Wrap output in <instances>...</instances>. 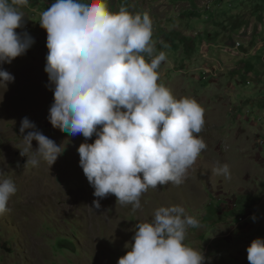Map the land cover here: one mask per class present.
<instances>
[{
  "label": "rangeland",
  "instance_id": "obj_1",
  "mask_svg": "<svg viewBox=\"0 0 264 264\" xmlns=\"http://www.w3.org/2000/svg\"><path fill=\"white\" fill-rule=\"evenodd\" d=\"M52 1L29 0L22 9L25 27L17 31H27L35 43L26 54L0 65L15 78L6 91L0 86V173L17 187L9 211L0 215V264H117L128 250L125 245L134 242L135 225L150 221L158 207L174 204L199 220V228H188L185 243L203 251L206 264H249L247 247L264 238L254 232L241 236L264 222V25L255 28L249 22L253 3L226 0L215 19L204 20L200 7L209 0H108L111 11L123 6L149 14L152 41L167 57L158 69L159 82L177 99L190 97L204 109L198 136L207 148L184 183L149 188L141 207L133 210L116 203L114 195L100 200L99 209L92 207L97 198L77 151L85 138L53 128L47 119L53 92L44 71L47 34L39 20ZM193 2L200 18L187 25L180 13ZM25 117L66 145L50 168L44 160L24 167L19 129ZM32 144L38 146L35 140ZM217 162L230 166V180L212 173ZM226 202L236 209L233 213L220 206ZM243 213L256 219L239 225Z\"/></svg>",
  "mask_w": 264,
  "mask_h": 264
},
{
  "label": "clouds",
  "instance_id": "obj_2",
  "mask_svg": "<svg viewBox=\"0 0 264 264\" xmlns=\"http://www.w3.org/2000/svg\"><path fill=\"white\" fill-rule=\"evenodd\" d=\"M28 5L29 0H0V65L26 54L35 43L27 31H17L25 27L22 9ZM39 24L47 34L44 71L53 92L47 119L53 128L85 138L77 151L97 198L92 207L99 209L100 200L114 195L116 203L136 210L149 188L183 184L207 148L198 136L204 109L190 97L177 99L159 82L158 69L167 57L152 41L149 14L123 6L111 11L108 0H53ZM14 79L0 67L5 91ZM19 132L24 142L20 155L27 157L24 167L44 160L50 168L65 151L66 145L44 135L27 117ZM212 173L231 179L227 163L217 162ZM16 192L13 180L0 173V215L9 211ZM220 206L227 213L236 210L227 202ZM250 217L239 215V225ZM190 227L200 223L183 206L158 207L150 221L135 225L134 242L125 245L128 250L117 264H206L203 251L185 243ZM252 232L264 234V222L241 236ZM246 251L249 264H264V238L253 239Z\"/></svg>",
  "mask_w": 264,
  "mask_h": 264
},
{
  "label": "crops",
  "instance_id": "obj_3",
  "mask_svg": "<svg viewBox=\"0 0 264 264\" xmlns=\"http://www.w3.org/2000/svg\"><path fill=\"white\" fill-rule=\"evenodd\" d=\"M52 2H50V4L48 3V6L46 7V9L51 5ZM144 2H146V0ZM194 2H195V0H194ZM194 2L192 4L188 3V4H190V8L187 9V10H183V13H180V15H182L183 18H186L188 20V22H187L188 25L190 24L191 21L194 22V23L196 21H199L198 18H200L199 16H195L196 13L198 12V7L199 6H197V4L194 5L195 4ZM207 2L208 3L204 7H202V6L200 7V8H203L202 11L206 14L205 17H204V20H205V18L207 20L215 19L216 15H217L216 12H218L220 9H221V12H222L224 10L223 9V5L227 3L226 0H209ZM248 2H249L248 0H245V3H244L245 5L244 6H246ZM250 2L253 3V5H252V7H253L252 9L253 10H252V12L250 14L251 16H249L248 20L254 27H260V26L264 25V4H263V9H262L258 5V3L259 4L261 3L260 0H250ZM142 3H143V0H142ZM145 4H147V3H144V5ZM210 7H211L212 11L209 10ZM212 7H213V9H212ZM256 7H259V8H257L258 11L256 10L257 12H254ZM216 9H217V11L215 12ZM39 11L41 12V10H39ZM199 11H201V9H199ZM212 12H215V14H213ZM167 18L168 17H165V20ZM200 22H202V20ZM200 22H198V23H200ZM210 22H212V20ZM214 26H217V24H215ZM175 43L176 42L173 41L172 45H175Z\"/></svg>",
  "mask_w": 264,
  "mask_h": 264
},
{
  "label": "trees",
  "instance_id": "obj_4",
  "mask_svg": "<svg viewBox=\"0 0 264 264\" xmlns=\"http://www.w3.org/2000/svg\"><path fill=\"white\" fill-rule=\"evenodd\" d=\"M253 10V9H252ZM255 10H257L256 8H255ZM187 25H188V23H187ZM194 33H198L197 31H193ZM184 35H182V36H180L181 38H184L183 37ZM193 40V39H192ZM174 46H176L177 47V44L175 43V45ZM251 67V66H250Z\"/></svg>",
  "mask_w": 264,
  "mask_h": 264
},
{
  "label": "bare ground",
  "instance_id": "obj_5",
  "mask_svg": "<svg viewBox=\"0 0 264 264\" xmlns=\"http://www.w3.org/2000/svg\"><path fill=\"white\" fill-rule=\"evenodd\" d=\"M35 187H36V186L32 187V189H31L32 193H34ZM29 192H30V191H29Z\"/></svg>",
  "mask_w": 264,
  "mask_h": 264
}]
</instances>
